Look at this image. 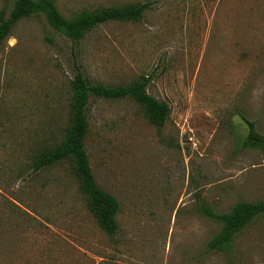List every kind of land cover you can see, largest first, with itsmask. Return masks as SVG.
<instances>
[{
  "label": "rangeland",
  "instance_id": "374dc122",
  "mask_svg": "<svg viewBox=\"0 0 264 264\" xmlns=\"http://www.w3.org/2000/svg\"><path fill=\"white\" fill-rule=\"evenodd\" d=\"M148 2L135 21L99 23L71 41L42 15L0 42V264H264V214L212 250L220 215L264 200V0H53L70 18ZM14 0H0L7 17ZM118 86L140 75L167 105L161 126L128 97L90 96L83 146L118 204L105 233L68 159L33 169L64 137L70 80Z\"/></svg>",
  "mask_w": 264,
  "mask_h": 264
},
{
  "label": "trees",
  "instance_id": "16d2710c",
  "mask_svg": "<svg viewBox=\"0 0 264 264\" xmlns=\"http://www.w3.org/2000/svg\"><path fill=\"white\" fill-rule=\"evenodd\" d=\"M147 6L146 1L127 3L120 6L102 7L66 18L57 11L53 0H14L7 17L4 18L0 11V42L17 20L31 14L42 15L53 30L71 41H76L99 23L109 20L135 21ZM148 80V76L140 75L130 83L109 86L89 82L76 69L70 80L71 114L64 137L54 148L42 151L33 161V169L37 170L54 162L68 159L78 181L79 189L85 197L89 212L97 225L108 235L114 234L117 228L115 214L118 204L112 195L96 184L91 173L83 146L88 127L85 106L90 96L128 97L143 107L144 114L150 123L161 126L167 115V105L146 92L145 87ZM240 119L246 126L245 142L250 146L262 145L264 149V133L258 132L254 122L246 116L240 115ZM260 214H264V200L235 203L229 212L219 216L223 224L222 231L207 240L206 249L212 250L232 239Z\"/></svg>",
  "mask_w": 264,
  "mask_h": 264
}]
</instances>
